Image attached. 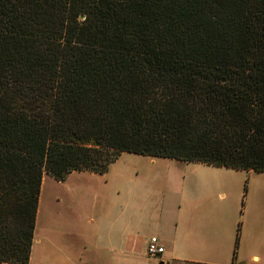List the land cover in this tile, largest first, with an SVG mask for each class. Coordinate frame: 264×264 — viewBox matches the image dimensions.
Instances as JSON below:
<instances>
[{
  "label": "trees",
  "instance_id": "trees-1",
  "mask_svg": "<svg viewBox=\"0 0 264 264\" xmlns=\"http://www.w3.org/2000/svg\"><path fill=\"white\" fill-rule=\"evenodd\" d=\"M122 153L264 173V0H0V264Z\"/></svg>",
  "mask_w": 264,
  "mask_h": 264
},
{
  "label": "crops",
  "instance_id": "crops-1",
  "mask_svg": "<svg viewBox=\"0 0 264 264\" xmlns=\"http://www.w3.org/2000/svg\"><path fill=\"white\" fill-rule=\"evenodd\" d=\"M196 165L211 170L198 189L156 208L143 207L134 193L121 201L116 194L102 198L97 211L89 208L77 229L52 228L45 241L34 234L28 264H264V173L238 170L234 180L244 174L248 190L233 196L213 185L229 168ZM153 236L164 251L149 258L145 246Z\"/></svg>",
  "mask_w": 264,
  "mask_h": 264
},
{
  "label": "rangeland",
  "instance_id": "rangeland-1",
  "mask_svg": "<svg viewBox=\"0 0 264 264\" xmlns=\"http://www.w3.org/2000/svg\"><path fill=\"white\" fill-rule=\"evenodd\" d=\"M208 171L211 170L196 164L122 153L109 166L107 172L101 175L73 172L63 181L44 176L40 186L33 235L44 237L45 241L47 232L52 228L77 229L80 225H85L89 208L93 207L97 211L102 205V198L112 201V195L115 198L118 195L117 198L121 201L123 197L134 193L141 200V204H145L143 207L149 205L156 208L161 200L175 197L181 191L191 192L198 189V179L209 173ZM230 171H220L223 174L215 176V179L220 181L218 187L217 184L213 185L233 196L236 191L247 192L248 181L244 174L240 173L242 176L239 180H234L240 171ZM227 175L232 177L231 180L224 178ZM223 178L224 180H221Z\"/></svg>",
  "mask_w": 264,
  "mask_h": 264
},
{
  "label": "built area",
  "instance_id": "built-area-1",
  "mask_svg": "<svg viewBox=\"0 0 264 264\" xmlns=\"http://www.w3.org/2000/svg\"><path fill=\"white\" fill-rule=\"evenodd\" d=\"M164 249L160 245L159 240L157 237H150L145 246V253L146 256L149 258H156L162 255Z\"/></svg>",
  "mask_w": 264,
  "mask_h": 264
}]
</instances>
